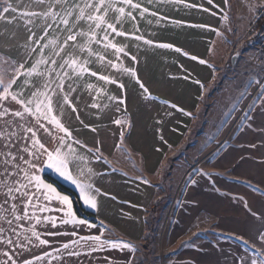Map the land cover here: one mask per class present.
<instances>
[{"label": "crops", "instance_id": "crops-1", "mask_svg": "<svg viewBox=\"0 0 264 264\" xmlns=\"http://www.w3.org/2000/svg\"><path fill=\"white\" fill-rule=\"evenodd\" d=\"M188 2L202 5L208 11L201 8L187 9L183 5L178 9L169 8L163 13L169 20L161 22L159 26L153 24L160 30V40L151 39L148 32L150 26L144 21L139 23V27L145 29L146 39L155 40V43H170L180 48L181 52L174 49H164L163 53L137 52L138 42L129 39V43L134 45L130 55H136L138 62L129 58L127 66L136 72L150 69L157 75L155 79L143 83L148 93H143L135 79L122 75L117 69L101 67L95 71L112 76L125 87L120 89L117 84H105L97 77L86 76V82L105 89L107 93L98 97L101 108L88 106L93 102L95 91L89 95L82 83L72 98L76 102V96L79 95L76 107L83 124L75 118V113L66 110L64 121L73 130V135L89 148L99 147L103 154L102 159H91L88 164L94 172L99 173L93 178L94 186L102 193L97 196V207L93 209L86 206L76 187L52 171L46 170L42 177L51 176L75 191L83 208L96 216L100 225L95 224L97 227L90 230H78L79 235H99L103 222L107 228L103 239L130 242L138 249L134 254L127 250L105 249L91 256L82 255L83 264H126L128 260H131V264L144 261L145 264H152L153 251L151 249L150 252V247L148 249L146 246V218L155 203L162 199L159 193L170 149L177 148L185 140L189 121V115L184 114L186 108L201 106L206 85H211L218 73L217 60H231L234 44L245 47L250 42H256L253 31L260 18L259 11L264 8V0H229L227 6L224 0H213V4L207 0ZM225 12L228 14L227 20L222 19ZM254 13L256 18H253ZM171 20L182 23L177 26ZM218 32L221 35H217ZM250 33L253 37L247 39ZM193 56L198 59H191ZM200 59L206 63L200 64ZM115 60L114 63L119 64ZM149 60L155 62L149 64ZM174 76L175 82H170V77ZM196 80L205 85L203 90L195 83ZM149 94L151 99L146 98ZM108 95L123 99L125 103L118 105L109 101ZM257 96L250 114L252 118L244 122L231 144L217 158L201 164L204 168L200 167L185 187L178 210L163 240L164 250L176 252L170 261H166L167 264H178L186 253H191L188 256L190 264H251L253 258L260 260L256 248L262 243L258 233L264 232V222L254 219L249 211L250 208L254 212L264 213V105L261 104L260 96ZM105 104L108 107H103ZM171 104L177 105V108H172ZM68 113H71L70 118ZM118 119L122 120L120 125L114 122ZM253 144L256 146L252 147ZM81 151L86 153V150ZM144 180L148 183H143ZM193 180L195 183H192ZM164 187L168 190L167 184ZM245 203L248 207H245ZM64 229L71 231V226H64L61 230ZM49 230L57 232V229ZM190 231L196 235L205 234L206 237L219 235L224 239L203 240L197 243L198 246L179 252L176 246ZM236 236H242L255 247L245 245ZM43 238L49 240L50 244L33 250L34 254L26 252L24 255L28 259L35 260L45 251L54 252L62 243L75 239L47 234ZM37 264H47V260ZM52 264L58 262L53 261Z\"/></svg>", "mask_w": 264, "mask_h": 264}, {"label": "snow or ice", "instance_id": "snow-or-ice-1", "mask_svg": "<svg viewBox=\"0 0 264 264\" xmlns=\"http://www.w3.org/2000/svg\"><path fill=\"white\" fill-rule=\"evenodd\" d=\"M207 2L213 4V0ZM228 3L229 0H224L226 6ZM180 5L187 9L208 11L188 0H0V25L7 33L5 38L15 39L16 33L8 31L7 26L17 28L19 21L23 22L22 27L27 33V39L20 45L24 49L22 61L10 60L0 54V61L10 64L7 73L0 71V257L3 258L0 264H37L45 260L47 264L53 261L58 264H83L82 255L91 256L105 249L137 252L133 243L103 239L107 230L103 222L99 235H79L78 230H90L97 226L79 218L70 197L58 191L52 183H47L42 174L46 170L52 171L76 187L86 206L97 207V196L102 193L94 186L93 178L99 173L94 172L88 164L91 159H102L103 154L99 147L89 148L73 135V130L64 121L66 110L70 109L80 120L76 107L79 95L76 102L72 97L82 83L89 95L95 91L93 102L88 106L101 108L98 97L107 93L105 89L86 82V76L97 77L105 84H117L120 89L125 87L112 76L93 71L89 67L93 62L117 69L135 79L143 93H148L136 70L123 66L120 54L134 62H138L137 56L126 51L127 43L117 44L115 38L134 40L138 42L137 48L142 44L149 48L181 52L180 48L170 43H155L146 39L139 27L140 21L159 26L161 22L169 20L163 13L169 8L178 9ZM253 18H256L255 13ZM222 19H228L227 12ZM129 22L132 23V30L125 31L124 25ZM171 23L179 26L182 21L171 20ZM109 49L120 61L119 64L110 59L104 63V53ZM191 59L198 58L193 56ZM199 63L205 64L206 61L200 59ZM195 83L201 90L205 88L199 80ZM252 83L259 88L257 95L264 105V79H255ZM247 87L248 84H245L244 88ZM245 95V91L241 90L237 99ZM146 98L152 97L149 94ZM108 100L118 105L125 103L123 99L111 95H108ZM170 106L177 108L175 104ZM71 113H68L69 118ZM251 118L249 112L244 113L243 119ZM114 122L120 125L122 120ZM80 123L83 124V121L80 120ZM143 183L147 184L148 181L144 180ZM245 207H248L247 203ZM249 211L254 219L264 222V213L254 212L250 208ZM64 226H71V231L61 230ZM50 228L57 229V232H51ZM46 234L75 239L62 243L54 252L45 251L35 260L28 259L24 255L26 252L50 244L49 240L43 238ZM258 236L262 241L261 246L256 248L260 260L253 258L251 264H264V232H259ZM235 238L249 247H255L242 236ZM126 264H131V260Z\"/></svg>", "mask_w": 264, "mask_h": 264}, {"label": "rangeland", "instance_id": "rangeland-1", "mask_svg": "<svg viewBox=\"0 0 264 264\" xmlns=\"http://www.w3.org/2000/svg\"><path fill=\"white\" fill-rule=\"evenodd\" d=\"M137 19L139 20V17H137ZM18 24L20 26L17 28H13L12 25L7 26L8 31H14L16 33L15 39H6L5 36L7 33H4V26H0V33H4L0 35V54H2L3 57L10 58V60L22 61L24 49L20 47V45H23L27 39V33L22 27L23 22L19 21ZM149 26L148 32L151 39L160 40L159 28L154 25ZM140 29L144 35L145 29ZM124 30H130V22L124 25ZM247 36V39H250L253 37V34L250 33ZM115 42L117 44L127 43L128 47L126 51L129 53L130 51H134V45L129 43V39L116 37ZM258 44L259 42H250L248 45H245V47L234 44V55L231 60L216 61L217 67L219 68L217 71L218 73L214 78V82H212L211 85H206L201 106L198 108H186V113H190V115L188 116L189 121L186 127L185 140L177 148L170 149L167 160V163L170 162L167 172L169 174L166 179H163L160 188L159 195L161 194L162 196L160 200L163 201L162 204L164 209L161 212V220L154 235L155 240L151 245L153 251L152 264H167L166 261H170L172 254L176 253H168V251L164 250L163 240L166 238L174 215L178 210L185 187L198 171L204 168L203 165V167H201V164L210 163L231 144L236 133L240 131L242 125L246 121V119H243L244 113L249 112L251 114L254 110L253 101L256 102L257 100L259 88L255 86L252 81L255 79H264V50L260 49ZM136 50L137 52L148 51L151 53H163V51H165L164 49L156 47L149 48L142 44L141 47H136ZM104 55L106 56L105 64L107 60L110 59L114 62V58H116L111 49L104 53ZM120 55L123 66L128 67L129 58L124 57L123 54ZM115 61L117 62V60ZM118 62L120 63V61ZM154 62V60L148 61L149 64ZM30 64L31 61H29V65ZM89 67L95 71L102 66L93 62ZM9 69V63L0 61V71L6 73ZM154 73L155 71H151L150 69H147V72L142 69L138 70L137 76L141 83H145V81L147 83L151 78L155 79V77H157ZM90 78L93 77L90 76ZM175 80L176 77L174 76L170 77L169 81L175 82ZM245 84H248L247 88H244ZM148 85L151 86L153 84ZM153 86L155 87V85ZM241 90L245 91L246 95L238 100L237 97ZM170 93L171 92H169V94ZM173 94H175V92H173ZM250 105L251 107H249ZM166 184L168 185V190L164 187ZM194 231L196 232L198 229ZM215 238H217V240L224 239V237L219 235H217V237L213 235L206 237L205 234L198 233V235H196L193 231H190L179 241L176 249H178L179 252L184 251L190 247L198 246V242L208 239L214 240ZM186 254L183 260L179 261L178 264H190L188 256L189 254L191 255V253ZM166 255L167 257L165 258ZM144 262L141 264H145Z\"/></svg>", "mask_w": 264, "mask_h": 264}, {"label": "trees", "instance_id": "trees-1", "mask_svg": "<svg viewBox=\"0 0 264 264\" xmlns=\"http://www.w3.org/2000/svg\"><path fill=\"white\" fill-rule=\"evenodd\" d=\"M254 39L256 40V42H260L262 40V34L264 32V16L260 17L258 19V21L255 24L254 27ZM170 162H168L165 166V172H164V177L163 179H166L168 177V165ZM46 181L48 183H52L53 186H55L61 193L68 195L73 202L74 205V210L76 212V214L80 217V218H84L87 219L89 222L96 224V225H100L96 216L85 210L81 204V201L78 197V195L76 194L75 191H73L72 189L66 187L65 185H63L62 183H60L58 180H56L55 178L51 177V176H46L45 177ZM165 202V201H164ZM163 201L162 200H158L155 205L154 208L152 209V211L150 212V214L148 215V217L146 218V224H147V247L149 249V251L151 252V245L155 240V233L158 227V224L161 220V212L164 209L163 206Z\"/></svg>", "mask_w": 264, "mask_h": 264}, {"label": "built area", "instance_id": "built-area-1", "mask_svg": "<svg viewBox=\"0 0 264 264\" xmlns=\"http://www.w3.org/2000/svg\"><path fill=\"white\" fill-rule=\"evenodd\" d=\"M259 16L263 17L264 16V8H261L259 11ZM259 48L264 50V32L262 34V40L259 42Z\"/></svg>", "mask_w": 264, "mask_h": 264}]
</instances>
